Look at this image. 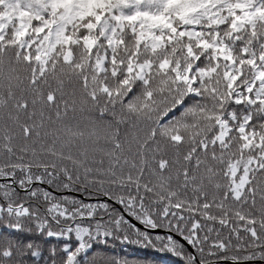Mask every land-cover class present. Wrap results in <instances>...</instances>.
Here are the masks:
<instances>
[{
  "label": "snow or ice",
  "instance_id": "6c2138e0",
  "mask_svg": "<svg viewBox=\"0 0 264 264\" xmlns=\"http://www.w3.org/2000/svg\"><path fill=\"white\" fill-rule=\"evenodd\" d=\"M0 264H264V0H0Z\"/></svg>",
  "mask_w": 264,
  "mask_h": 264
}]
</instances>
